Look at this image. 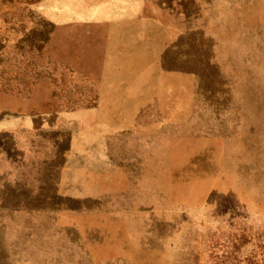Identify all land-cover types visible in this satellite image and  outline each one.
<instances>
[{"label": "rangeland", "instance_id": "obj_1", "mask_svg": "<svg viewBox=\"0 0 264 264\" xmlns=\"http://www.w3.org/2000/svg\"><path fill=\"white\" fill-rule=\"evenodd\" d=\"M0 264H264V0H0Z\"/></svg>", "mask_w": 264, "mask_h": 264}]
</instances>
